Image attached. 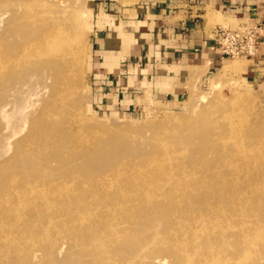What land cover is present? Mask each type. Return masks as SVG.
I'll return each instance as SVG.
<instances>
[{
    "label": "rangeland",
    "instance_id": "1",
    "mask_svg": "<svg viewBox=\"0 0 264 264\" xmlns=\"http://www.w3.org/2000/svg\"><path fill=\"white\" fill-rule=\"evenodd\" d=\"M154 1L156 0H0V75L4 72V50L14 49L13 39L16 41L23 37L33 38L37 32L34 18L38 20L39 30H44L38 40L55 48L50 54L54 55L55 52L56 57L55 65L51 66L45 63L46 58L34 56L25 62V66L23 65L22 70L25 71L23 76H21L23 71L14 69V79L12 78L14 81L0 76V163L5 162L7 165L15 156L22 155L25 151H27L25 154L31 151L36 156L44 152L42 148L36 149L33 146L36 138L38 140L44 137L43 134H38L39 127L36 124L41 118H44L43 122L50 124V128L43 129L49 133L56 128H63L64 123L71 121L78 126V130L81 128L80 134L101 147L99 156L102 158L92 163V173L103 175L113 169L114 165L127 163L125 172L129 178L137 179L145 186H151L150 184L159 181L171 185L174 189L172 192L175 191L174 194L177 193L179 201L184 204L183 214L187 217L185 220L187 226L176 228L174 233L180 231L191 236V240L187 244L181 242L179 245L176 236L173 246L168 243H157L152 239L139 241L131 236V233H143L145 231L143 226L146 223L132 222V217L130 219L124 217L122 222L120 219L128 206L132 209L141 207L136 202L137 199H150L149 193L152 190H127L121 186L104 189L99 187L100 184L95 179H89L87 182L89 184H83L86 186L83 188L90 189L94 186L96 190L56 192L38 187V190L33 192L16 187L15 190L0 192V203L18 199L17 205H22L31 200H38L51 214H48L49 219H43V215H47L46 212L42 213L38 207L24 204L25 207H22L24 216L10 223L16 229V236L23 232L24 235L30 234L34 237L33 240L27 241L28 244L24 242L22 246L15 245L14 248L18 251L12 247L5 248L6 255L12 257V260L15 259L11 264L29 262V264H82L90 258L87 254L82 255L83 249H89L94 255L101 256L111 248L114 249L112 255L100 264H175L180 257L183 264H193L190 259L184 257V254L185 247H193L196 243L201 247L200 254H203L200 256V262L196 264H206V261H202L203 256L210 257L212 254L215 255L211 257V263L207 264H264V217L255 218L256 214L259 215L260 208H263L260 211L264 213V204L257 202L255 208L250 210L248 201L240 203L235 209L240 212L236 217L235 211L232 213L230 225L222 226L221 232H224V235L216 236L213 233V241L210 242V236L206 234L212 232L214 227L210 225L209 220L214 221L215 216L223 215V211L215 208L216 203L209 204L203 199L205 197L203 190H211V185L200 190L202 186L195 184L193 189L200 190V198L192 197L199 192L188 194L187 197L185 192H182L183 195L181 193V190H184L183 186L169 178L156 176L151 173L153 169H150L153 167L166 169L171 163L182 164L180 159L183 156L187 159L192 157L191 150L200 145L187 144L188 137L196 138L210 132L206 122L215 116L221 120L235 122V131L240 133L238 143L245 150L247 148L254 152L257 146L264 150V84L256 81L249 66L256 54L228 58L211 71L205 66L193 65L186 80V91L175 97H165L159 85L153 83L145 84L143 93H136V96L127 94L122 99H117L104 89L102 77L105 71L99 64L101 55H114V51L109 53L113 48H116L118 53L137 51L140 43L130 31L133 16L131 8ZM30 2L31 8H27L25 4ZM12 6L19 9L16 26L10 8ZM10 19L12 23L9 22ZM219 22L220 25L232 28L247 24V21L241 23V20L233 21L227 16H223ZM5 33L13 41L6 43ZM43 64L49 68L42 66ZM49 105L56 109L66 106L70 115L67 113L65 117L54 113L46 118L44 117L47 115L46 107ZM51 120L53 122L50 123ZM231 125L233 126L232 123ZM51 145L54 143L51 141L50 144V141H47L48 149H51ZM185 145L190 149L187 154L182 148L174 150V147ZM211 158V155L204 154L201 160L209 161ZM3 163L0 165L5 166ZM39 164L35 167L39 168L35 170L42 171V165ZM2 166L0 171L3 169ZM48 166L50 168L45 172L50 174L49 184L57 180L54 181L55 173L59 174L64 170L68 172L72 169L71 165L67 168L59 167L55 159H50ZM19 168L15 166V170ZM64 174L61 173L59 177L65 176ZM117 181L122 183L120 179ZM100 182L107 184L108 178ZM230 190L229 186L221 190L220 203L231 194ZM49 194H53V197L49 198ZM210 195L214 198V190ZM117 197L119 199L115 200ZM64 203L71 207L63 208ZM83 207L86 208L85 213H93L94 217L84 215L82 217L89 216L92 219H83L77 223V219L81 217L80 213L84 214ZM59 211L62 213L59 214V219L63 221L74 219L77 223L76 229L69 224L67 227H61L62 224L54 222L56 220L54 216ZM159 222L163 225L164 219H160ZM97 224L98 238L76 241L65 232L72 229L75 232L80 226L83 230L93 229L92 227ZM248 226L250 228L246 229ZM45 230L49 234L40 237ZM216 232L219 233L217 230ZM84 243L87 247H83ZM172 246L179 247L175 254L170 251ZM22 248L32 251L21 253ZM12 252L17 255L13 256ZM0 253L1 264L6 257ZM162 255L167 261H164ZM16 258H23L27 263Z\"/></svg>",
    "mask_w": 264,
    "mask_h": 264
},
{
    "label": "bare ground",
    "instance_id": "2",
    "mask_svg": "<svg viewBox=\"0 0 264 264\" xmlns=\"http://www.w3.org/2000/svg\"><path fill=\"white\" fill-rule=\"evenodd\" d=\"M20 2L22 3V1ZM17 6L20 7V5ZM17 6L10 7L13 13V17L16 20L15 26L17 19L19 17L18 16L19 9ZM25 6L27 8H31V2L28 3L27 5L25 4ZM34 19H35V25L37 26V32L34 34L33 38L23 37L21 40H16V41L15 39H13L15 41L14 43V41L5 33L4 38L7 40L6 43L8 42L10 43L11 41H13L14 49L4 50L3 55H4L5 65L2 63L4 66V72L0 75L1 78L3 77L4 79L6 78L8 80L12 78L14 79V75H13L14 69L18 68L21 71H23L22 69H23V65L25 66V62L27 60L29 61V59L33 58L34 56L39 58L44 57L46 58L45 63L51 64V66L55 65L56 62L55 52L54 55L50 54L55 48L48 46L47 45L48 43H43L40 40H38L40 33H42L44 30L43 29L39 30V25L37 23L38 20L36 18ZM11 21L12 19L9 20V22ZM35 64H33V66ZM42 66H48V65L43 64ZM22 73L23 74H21V76L25 74V71H23ZM13 79L12 81H14ZM46 111H47V115L44 116L46 118L49 115H53L54 113H56V115L57 113L58 115L59 114L65 115V117L67 113L70 115V111L66 108V106L60 109L59 108L56 109L55 107H53V105H49L46 107ZM62 112H64L65 114H63ZM52 120L50 121V123L53 122ZM43 121L44 118H41L40 122H38L39 124L38 123L36 124L39 127L38 134L39 135L43 134L44 137L38 140L35 137L36 138V139L34 138L35 144L33 146H35L36 149L42 148L44 152L36 156L31 151L25 154V152H27L25 151L22 155L18 156L16 154L17 156H15V158L12 156L14 159H12L11 163L6 162V164L9 163L7 165L4 164L5 162L4 163L1 162L5 166L0 165V167L1 166L3 167V169L0 171V192L4 190H15L16 187H20V190H32L33 192H36L38 190V187H45L48 189L55 190L56 192H60L61 190H96L94 189L93 185H92L93 188L90 189L83 188L86 187L83 186V184L89 182V179L97 180V182H99L100 184L99 187L104 189H112L114 186H121V187H125V189L127 190H152L151 193L148 192L150 195V199L148 198L137 199L136 202L141 207L132 209L130 206H128V209L123 213V216L120 219L122 222L124 217H128L129 219L130 217H132L131 219L132 222L140 221L146 223V225L143 226L145 229L143 233L141 234L131 233V236L139 241H149L152 239L157 243H162V244L168 243L172 245L174 238L176 236H178L179 245L181 242L187 244L191 240V236L185 235L180 231L174 233L176 228H185L187 226V223L185 221L187 217L183 214V212H185V206L179 201L178 194L177 193L174 194L175 191L172 192V190L174 189L171 185L159 181L156 184H150L151 186H145L143 185L142 182L137 181V179L129 178L127 176V173L125 172L126 170L125 165H128L127 163L114 165L115 167L113 169L108 170L103 175L97 172L92 173L91 172L92 163L98 161L99 158H102L99 156L101 154V147L98 146V144L95 145L94 144L96 143L95 141H89L84 135L80 134L79 130L81 128H79L78 130V126L71 121L69 122L67 121L68 123L66 124L64 123L63 128H58V129L56 128L51 133H49L48 131L45 132L43 130L44 128L45 129L50 128L49 127L50 124H48V122H43ZM206 123H207L206 127L210 128V132H207L206 134L204 133L203 135H200L196 138L188 137L186 141L187 144L196 143L197 146L200 145L198 147H194V149L191 150L192 157L190 158L188 157L189 159H187L184 158L183 156V158L180 159V162L183 163L180 165L176 163H171L166 169L155 168V167L150 169H153L151 173H154L156 176L160 178H169L173 180L175 183H178V185L183 186L184 190H181V193L185 192L187 197L188 194L189 195L195 194L200 190H203L205 186L208 187V185L209 186L211 185L210 186L211 190H207V189L203 190L204 191L203 195L205 196L203 199H205L206 202H208L209 204L213 202L216 203L214 204L215 208H218L220 211H223V215L221 217L215 216L214 221L212 219L209 220L210 225L214 227V230L212 232L206 234L208 235V237L210 236L209 240L211 242L213 241L212 238L213 233L216 236L224 235V232H221L222 226L228 227L227 225H230V223L232 222V213L235 211L236 207L240 203H244L248 201V207L250 208V210H253L255 208L254 206L257 202L260 204L261 203L264 204V150L260 146H257V150H255L256 152L255 151L253 152L247 148L245 150L240 145V143H238L240 139V133L235 131L236 129L234 125L235 122L233 123L231 120L228 119L221 120L218 118V116H215L213 119L207 121ZM231 123L233 124V126L231 125ZM47 124L48 126L46 127ZM40 125L42 126L40 127ZM51 127L55 128L54 125H51ZM47 141H50V144L51 141L54 143V145H51V149L50 148L48 149L46 147ZM180 148L185 149L184 151L185 154H187L190 151V149H188V146L186 145L184 147L182 146L174 147V150ZM46 150L48 151L45 152ZM204 154L211 155L212 156L211 160L209 161L201 160ZM50 159H55L59 167L67 168L69 165H71L72 167V169L69 170L70 172L69 171L65 172L67 170H64V172L60 171L59 174L55 173L56 176H54L55 177L54 181L56 179L57 180L51 184H49L50 174L48 172L47 173L45 172L47 168H50L48 166ZM203 161H207L206 163H210V164H206ZM39 163H41L42 165V169H43L42 171L35 170L39 168V167L35 168ZM15 166H19L20 168L15 170ZM187 171L188 173H186ZM61 173L63 174L65 173L64 174L65 176L61 175L62 177H59ZM107 178H108L107 184H103L102 182H100L103 179H107ZM69 179L71 180L70 183H69ZM117 179H120L122 183H118ZM195 184H199L200 186H202V188L200 190L193 189L194 188L193 186ZM43 185H47V186H43ZM226 186L230 187L231 194L225 197L223 203H220L219 197L221 196V190H224ZM212 190H214V198L211 197L210 195ZM80 196H84V195H78V197ZM48 197L52 198L53 194H49ZM192 197L199 199L200 192L196 196H192ZM118 199L119 197H117V199L115 200ZM18 202L19 201L17 199L11 202L0 203V252L3 253L4 257H6L1 264H11V262L15 260L14 257H13L14 260H12V257L6 255L5 248L10 249V247H12V249H15L14 248L15 245L20 244L22 246L24 242L27 243V241L29 242L34 237V235H30V234L24 235L22 234L23 232L20 233L18 236H16L17 235L16 229L14 228L13 224L10 223L12 220L20 219V217L24 216L22 210L24 204L38 207L41 211H43L42 213L46 212L47 214L46 216L42 214L44 216V217L42 216L43 219L50 218L48 217V214L50 215L51 213H48L47 208L42 207V203L40 201L31 200L22 205L21 204L17 205ZM64 205L65 206H63V208L66 209H69L71 207L68 206L66 203H64ZM85 209L86 208L83 207L82 210L84 211ZM262 209L260 208V210ZM260 210H259V215L253 213L256 214L257 216L255 218L264 217V213H262V211ZM85 212L86 211H84L83 215H81L83 212L80 213L81 217L77 219V223L83 219L85 220L92 219L89 216L86 218L82 217L84 215H90L94 217L93 213H85ZM238 212L240 211L237 210L234 212V217H236ZM59 214L62 213H60L59 211V213H57L54 216V218H56V220L54 221L55 223L57 222L62 224L61 227L62 226L67 227L69 224V226L76 229L77 223H75L74 219L63 221L59 219ZM29 215H31V213ZM33 217L34 216H32V219ZM160 219H164L163 225L159 222ZM90 220L87 221L90 222ZM70 222H72L73 225H71ZM169 222L171 223L170 226H169ZM236 222L237 220H235V223ZM244 222L247 223V221ZM89 225L92 224H88V226ZM98 226L99 225L97 224V226L96 225H94L93 227L91 226L93 229H85V230H83L82 227L80 226L78 228H80L79 230L81 231L76 230L75 232H73L74 229H72L65 232L76 241L77 239L86 241L91 239V237L98 238V232H99ZM247 228H250V226L246 227V229ZM216 230L219 231V233L216 232ZM26 233L28 232L26 231ZM48 234H49L48 231L45 230L41 233L40 237L47 236ZM79 235H84V236L81 237ZM28 236H30L31 238H29ZM24 237H26V239ZM68 238L69 237H67V239ZM197 245L199 244L196 243V245L190 248L185 247L186 254H184V257L186 259H190L191 263L193 264L200 262L201 257L203 255L200 254V250H201L200 245L199 246ZM173 246L172 248L170 247L171 249L170 251L175 254L176 250L179 247L177 248ZM83 247H87V246L85 245ZM26 248H22V251L20 252L27 253L28 251V253L29 252L31 253L32 250L29 251L28 249L26 250ZM82 252H83L82 255L87 254L88 256H90V258H88L84 263L82 262V264H100L106 258L112 255L114 249L113 248L108 249V251L101 256L94 255V253L89 249L87 250L83 249ZM12 255L15 256L17 254L12 252ZM214 255L215 254H212L210 257H206L207 255H205L203 256L204 260L202 261H206V264L209 262L211 263V257H213ZM0 257H1V253H0ZM198 257H200V259ZM162 258H164V261H167V258L164 257L163 255ZM16 259H18V261H21L23 258H16ZM24 262H26V260ZM175 264H183L181 257L179 261Z\"/></svg>",
    "mask_w": 264,
    "mask_h": 264
},
{
    "label": "crops",
    "instance_id": "3",
    "mask_svg": "<svg viewBox=\"0 0 264 264\" xmlns=\"http://www.w3.org/2000/svg\"><path fill=\"white\" fill-rule=\"evenodd\" d=\"M131 10L137 51L120 54L113 48L109 53L114 55L103 54L99 60L104 89L117 99L143 93L145 84L152 83L167 98L179 96L186 91L193 65L209 71L221 65L215 30L223 16L264 25V0H156ZM249 66L256 81L264 84V32Z\"/></svg>",
    "mask_w": 264,
    "mask_h": 264
},
{
    "label": "built area",
    "instance_id": "4",
    "mask_svg": "<svg viewBox=\"0 0 264 264\" xmlns=\"http://www.w3.org/2000/svg\"><path fill=\"white\" fill-rule=\"evenodd\" d=\"M264 32L262 22H247L238 28L218 25L215 30L216 49L222 60L255 55Z\"/></svg>",
    "mask_w": 264,
    "mask_h": 264
}]
</instances>
